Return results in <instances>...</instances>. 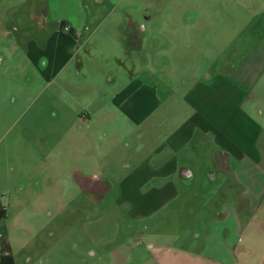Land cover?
Instances as JSON below:
<instances>
[{
  "label": "rangeland",
  "instance_id": "obj_1",
  "mask_svg": "<svg viewBox=\"0 0 264 264\" xmlns=\"http://www.w3.org/2000/svg\"><path fill=\"white\" fill-rule=\"evenodd\" d=\"M84 1V8L110 12L101 26L132 12L144 29L141 49L126 42L127 55L122 44L109 46V33L98 31L91 39L93 51L85 49L59 64L55 75L42 45L50 32L39 30L35 20L39 2L0 0L3 240L16 264H207L182 255V245L172 243L194 218L204 216L205 203L224 201L232 167L211 162L209 147L197 143L179 152V164L187 171L172 178L147 179L149 171L128 175L176 127L154 136L163 127L160 120L183 119V94L219 74L233 51L242 52L241 43L260 33L241 32L251 20L263 21L258 14L264 12V0H126L116 10L98 0ZM57 20L52 28H58ZM104 53L121 57V64ZM130 73L154 85L160 101L150 122L132 129L128 115L110 104L108 89L110 83L129 82ZM231 74L240 80L236 71ZM244 86L254 95L262 93L264 79L256 88L252 81ZM253 103L252 95L245 100L248 114L264 122ZM238 178L253 194L264 187L263 172ZM173 189L181 197L167 203ZM130 197L139 202L130 203ZM176 201L181 203L176 206ZM132 205H139L136 216ZM143 214L149 215L142 219Z\"/></svg>",
  "mask_w": 264,
  "mask_h": 264
},
{
  "label": "crops",
  "instance_id": "obj_2",
  "mask_svg": "<svg viewBox=\"0 0 264 264\" xmlns=\"http://www.w3.org/2000/svg\"><path fill=\"white\" fill-rule=\"evenodd\" d=\"M35 1L39 2L38 8H34H37L38 16L41 17L38 19V16L33 14L34 17L37 16L35 19L37 26L39 30L50 32V35L46 33L42 45L55 75L60 72L55 70L59 64L64 61L67 64L85 49L87 53L93 51L95 46L90 45L91 39L98 31L102 35L109 33L110 47L116 48L117 45L122 44L126 50V42L128 45L132 43V47L139 50L142 47L141 38L144 29L140 22L134 20L129 10H126L128 12H124L122 17L120 15L114 17L111 25L101 26L110 16V12L103 7L84 8L86 5L84 0ZM124 2L126 0H98L97 4L102 6L107 3L116 10ZM258 15L263 21L255 24V20H251L241 32L243 34L260 32L256 38H252L251 42L243 41L240 48L242 52L239 48L236 49L237 52L233 51L232 57L229 60L227 58L221 66L222 71L219 74H213L211 79H207L208 82H196L183 94L186 102V114L183 119L179 118L174 122V115V118L168 119L169 121L160 120V123L164 122L163 127L157 130L154 136L162 134L169 125L176 124V127L162 137L157 148L144 157V160L128 175L131 179L136 171H149L147 173L150 176L147 179L164 180L174 177L179 171H187L180 166L178 154L190 144L204 148L208 146L211 162L224 163L227 169L232 167L227 172L230 173L233 182L227 184L222 195L225 202L212 200L205 203L204 216L194 218L191 227L188 226L189 228L178 232L174 236L177 242L172 243L175 248L176 244L182 245L183 248L179 250L182 255L204 259L207 264H264V187L253 194L248 186L239 182L238 178H253L259 172L264 174V122L259 117L256 120L248 114L244 104L247 97L252 95L253 107L257 109L259 115H264V104H262L264 101L261 102L259 98L262 95L264 97V91L254 95L244 86L245 82L252 81L256 88L264 79V12ZM56 20L59 23L57 29L52 28L51 22ZM18 43L16 41V44ZM125 53L130 55L128 50ZM236 56L237 62L235 65L231 64ZM120 58L113 54L110 61L120 65ZM235 71L236 75L240 76V80L236 79V82L231 74ZM131 75L130 73V81L126 84L110 83L112 85L108 89L112 92L110 104H116L128 115L133 122L131 123L133 126H130L132 129L150 122L149 119L158 108L160 101L154 85L145 80L140 82L138 79H132ZM109 82H112V78H109ZM117 88L121 89L118 91ZM99 92L97 95L100 94ZM189 107L190 113H188ZM179 110L175 113H179ZM121 186V189L127 187L131 190L129 185L121 184ZM144 194L145 191L141 196ZM178 197H181V194L177 189H173L172 197L166 201L169 203ZM129 202L136 204L139 201L130 197ZM180 203L176 201V206ZM138 206L132 205L131 212L134 216L140 211ZM144 215L141 216L142 219L149 214ZM1 233L2 231H0V264H16L15 255L5 244ZM187 236L191 237L188 245L183 242L188 239Z\"/></svg>",
  "mask_w": 264,
  "mask_h": 264
},
{
  "label": "flooded vegetation",
  "instance_id": "obj_3",
  "mask_svg": "<svg viewBox=\"0 0 264 264\" xmlns=\"http://www.w3.org/2000/svg\"><path fill=\"white\" fill-rule=\"evenodd\" d=\"M92 180H93V183H94V184H96L95 182H98V183L100 182V181L97 180V179H92ZM92 187H93V186H92ZM99 188H100V186H99ZM99 188H98V189H99Z\"/></svg>",
  "mask_w": 264,
  "mask_h": 264
},
{
  "label": "trees",
  "instance_id": "obj_4",
  "mask_svg": "<svg viewBox=\"0 0 264 264\" xmlns=\"http://www.w3.org/2000/svg\"><path fill=\"white\" fill-rule=\"evenodd\" d=\"M132 47V43H129L128 48Z\"/></svg>",
  "mask_w": 264,
  "mask_h": 264
},
{
  "label": "built area",
  "instance_id": "obj_5",
  "mask_svg": "<svg viewBox=\"0 0 264 264\" xmlns=\"http://www.w3.org/2000/svg\"><path fill=\"white\" fill-rule=\"evenodd\" d=\"M64 29H66V25H64Z\"/></svg>",
  "mask_w": 264,
  "mask_h": 264
}]
</instances>
